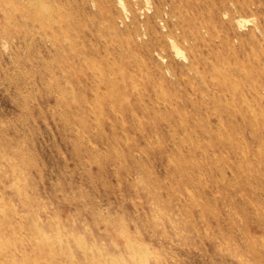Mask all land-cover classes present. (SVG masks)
Listing matches in <instances>:
<instances>
[{
  "label": "rangeland",
  "instance_id": "374dc122",
  "mask_svg": "<svg viewBox=\"0 0 264 264\" xmlns=\"http://www.w3.org/2000/svg\"><path fill=\"white\" fill-rule=\"evenodd\" d=\"M0 264H264V0H0Z\"/></svg>",
  "mask_w": 264,
  "mask_h": 264
},
{
  "label": "bare ground",
  "instance_id": "6f19581e",
  "mask_svg": "<svg viewBox=\"0 0 264 264\" xmlns=\"http://www.w3.org/2000/svg\"><path fill=\"white\" fill-rule=\"evenodd\" d=\"M79 61V60H78ZM148 110V109H147Z\"/></svg>",
  "mask_w": 264,
  "mask_h": 264
}]
</instances>
